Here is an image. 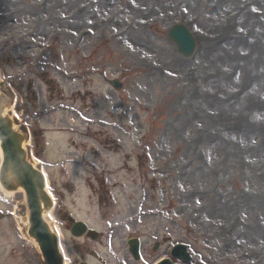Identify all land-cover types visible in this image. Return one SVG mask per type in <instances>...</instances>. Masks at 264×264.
I'll return each mask as SVG.
<instances>
[{
	"label": "rangeland",
	"instance_id": "obj_1",
	"mask_svg": "<svg viewBox=\"0 0 264 264\" xmlns=\"http://www.w3.org/2000/svg\"><path fill=\"white\" fill-rule=\"evenodd\" d=\"M177 22L196 39L191 57L166 38ZM42 72L63 90L59 101L48 98ZM114 78L124 82L117 92L105 81ZM28 82L42 107L64 109L58 127L83 131L84 120L101 119L124 143L104 151L107 177L119 183L104 220L83 176L72 175L80 166L46 169L55 202L62 195L66 211L102 233L90 244L108 264L127 255L129 231L144 236L141 260L128 264H149L160 254L148 257L151 243L170 233L188 245L187 264H264V0H0V85L14 92L19 119L21 108L40 109ZM95 104L101 112L85 111ZM19 196L0 193V264H41L9 215L23 216ZM61 231L72 257L75 242Z\"/></svg>",
	"mask_w": 264,
	"mask_h": 264
},
{
	"label": "water",
	"instance_id": "obj_2",
	"mask_svg": "<svg viewBox=\"0 0 264 264\" xmlns=\"http://www.w3.org/2000/svg\"><path fill=\"white\" fill-rule=\"evenodd\" d=\"M167 37L182 56L189 57L193 53L194 39L183 25L176 24L171 27ZM10 101L9 96L0 92V151L3 158L0 182L7 191L23 192L27 214L22 226L26 236L40 251L43 264H63L56 234L44 220V214L50 209L51 201L45 191L43 176L27 160L26 152L22 149L23 134L15 129L5 113ZM136 250L135 245L133 251Z\"/></svg>",
	"mask_w": 264,
	"mask_h": 264
},
{
	"label": "flooded vegetation",
	"instance_id": "obj_3",
	"mask_svg": "<svg viewBox=\"0 0 264 264\" xmlns=\"http://www.w3.org/2000/svg\"><path fill=\"white\" fill-rule=\"evenodd\" d=\"M31 85H29V88ZM56 89L54 85L52 84L51 87V95H54ZM59 130L64 129L66 132L70 134H83L82 139H80L78 142H76L74 139L70 138L69 144L67 145L71 152L69 155H78L79 159H71V161L75 162L81 167L82 171H75V175H83L84 176V183L85 186L88 188L90 196H97L98 201V210L103 218H106L109 215H112V209L116 205L115 197L112 194L113 189L115 188L116 184H119L117 181H111L109 177V169H108V159L105 158L103 151H108L110 149L117 151L121 150V146L118 145L117 142H113L108 137L101 136L103 132H105L103 129L101 131L95 132L92 131L90 128H87L84 133L76 129V127L72 128H63L59 127ZM105 134H108L106 131ZM34 135V142H35V150L36 154L39 155L44 150V131L43 129L35 128L33 130ZM132 156V154H131ZM138 156V155H136ZM138 170L137 173L139 176L144 178V174L141 169V163L138 164ZM147 174V173H146ZM145 174V176H147ZM71 188V191L74 190L73 185H69ZM59 204H62V199ZM61 218L67 217L64 210L59 209L58 210ZM133 235L134 237L139 238V234L135 232L134 234L128 233V236ZM167 238L165 235L162 236L163 243L167 241ZM80 243H77L75 245V255H74V262L77 264L79 261H86L88 257V248L90 247L88 244V238L87 235L80 238ZM158 244V248L160 250L161 244ZM150 255V252H149ZM152 256V254L150 255Z\"/></svg>",
	"mask_w": 264,
	"mask_h": 264
},
{
	"label": "bare ground",
	"instance_id": "obj_4",
	"mask_svg": "<svg viewBox=\"0 0 264 264\" xmlns=\"http://www.w3.org/2000/svg\"><path fill=\"white\" fill-rule=\"evenodd\" d=\"M135 29H136V31L139 32V30H138L137 28H135ZM1 192H2V191H1ZM2 194H3L4 196H9V197H10L11 195H13L12 192H6V191H3ZM45 219H46L49 223H51V221H52V214H51V212H49V213H47V214L45 215ZM17 221H18V223L21 222V221H22V218H21V217H18V218H17ZM20 225H21V224L19 223V229L21 230V226H20ZM53 227H54V229L57 231V234H58V239H59V243H60V250H61L62 253H64V249H63V247H62V243H61V239H62L61 232L59 231V228H58L56 225H53ZM65 264H67V262H65Z\"/></svg>",
	"mask_w": 264,
	"mask_h": 264
}]
</instances>
